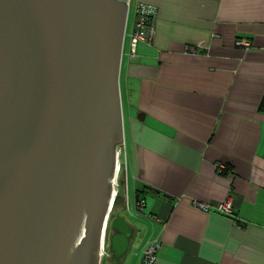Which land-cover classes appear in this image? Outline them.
<instances>
[{
	"label": "crops",
	"instance_id": "crops-1",
	"mask_svg": "<svg viewBox=\"0 0 264 264\" xmlns=\"http://www.w3.org/2000/svg\"><path fill=\"white\" fill-rule=\"evenodd\" d=\"M123 1L120 214L131 234L118 264H144L153 242L154 264H264V0ZM140 6L155 36L133 57ZM228 199L233 216L216 210Z\"/></svg>",
	"mask_w": 264,
	"mask_h": 264
},
{
	"label": "water",
	"instance_id": "water-1",
	"mask_svg": "<svg viewBox=\"0 0 264 264\" xmlns=\"http://www.w3.org/2000/svg\"><path fill=\"white\" fill-rule=\"evenodd\" d=\"M123 0H0V264H102L130 230L113 203L124 144ZM113 204V205H112Z\"/></svg>",
	"mask_w": 264,
	"mask_h": 264
},
{
	"label": "built area",
	"instance_id": "built-area-1",
	"mask_svg": "<svg viewBox=\"0 0 264 264\" xmlns=\"http://www.w3.org/2000/svg\"><path fill=\"white\" fill-rule=\"evenodd\" d=\"M130 4V2H129ZM153 15L154 12L148 6H140L137 11V19L135 23V30L131 37V53L132 56H136V51L138 44L141 42L151 43L155 36V27L153 24ZM238 45L249 46V42L246 40H242L238 42ZM121 157V154H120ZM120 163V168L118 170L116 181L118 183V178L122 174V163ZM223 169V167H221ZM117 195L119 193V183L117 184ZM139 207H143V202H139ZM197 207L204 211H209L211 208L205 204H197ZM217 211L228 215H234V207L233 203L230 199L226 200L224 203L220 204ZM159 248V243L153 242L151 243L144 252V264H154L157 260V251Z\"/></svg>",
	"mask_w": 264,
	"mask_h": 264
},
{
	"label": "flooded vegetation",
	"instance_id": "flooded-vegetation-1",
	"mask_svg": "<svg viewBox=\"0 0 264 264\" xmlns=\"http://www.w3.org/2000/svg\"><path fill=\"white\" fill-rule=\"evenodd\" d=\"M119 177H120V176H119ZM118 182H119V193H118V194L121 195L120 188H121L122 180H121L120 178H118ZM111 235H112V233H110V234L108 233V234H107V241H106V242H107L108 244H106L107 246L105 245V252L108 251V254H107V252H106L107 255L105 254V256H103V259H104L105 257L110 258V261H112V264H115V261H113V256H114V254H113V253L111 252V250H110V247H109V241H108ZM106 249H107V250H106ZM107 258H106V259H107ZM103 259H102V262L104 261ZM103 263H104V262H103ZM103 263H102V264H103Z\"/></svg>",
	"mask_w": 264,
	"mask_h": 264
},
{
	"label": "rangeland",
	"instance_id": "rangeland-1",
	"mask_svg": "<svg viewBox=\"0 0 264 264\" xmlns=\"http://www.w3.org/2000/svg\"><path fill=\"white\" fill-rule=\"evenodd\" d=\"M126 2L129 3V1H126ZM123 93H124V91H122V89H121V94H123ZM122 103H123V102H122ZM124 111H125V110H124ZM123 120H124V112H123ZM123 145H124V144H121V145L118 146V148H117L118 153L121 154V157H120V159H119L120 162H121L122 159H123V158H122ZM119 168H120V167H119ZM123 172H124V170L122 169V173H123ZM122 175H123V174L120 175V177H119L120 179H122ZM118 183H119V182H118ZM115 187H116V184H115ZM117 189H118V188H117ZM128 196H129V192H128ZM106 244H108V243L106 242ZM106 246H107V245H106ZM106 250H107V249H106ZM106 252H107V254H108V251H106ZM106 252H104V256H105ZM107 254H106V255H107ZM106 258H107V257H105V258L103 259V260H104V261H103L104 263H103V262H102V263H103V264H112V261H110V258H107V259H106Z\"/></svg>",
	"mask_w": 264,
	"mask_h": 264
},
{
	"label": "bare ground",
	"instance_id": "bare-ground-1",
	"mask_svg": "<svg viewBox=\"0 0 264 264\" xmlns=\"http://www.w3.org/2000/svg\"><path fill=\"white\" fill-rule=\"evenodd\" d=\"M119 159H120V154L118 153V165H117V173H118V170H119V167H120V163H119ZM117 176V174H116ZM117 196V187H115V190H114V193H113V203H114V200H115V197ZM113 205V204H112ZM101 255H103L104 253V250L101 251Z\"/></svg>",
	"mask_w": 264,
	"mask_h": 264
},
{
	"label": "trees",
	"instance_id": "trees-1",
	"mask_svg": "<svg viewBox=\"0 0 264 264\" xmlns=\"http://www.w3.org/2000/svg\"><path fill=\"white\" fill-rule=\"evenodd\" d=\"M159 195H161L159 192H157ZM164 198H168V196H165V195H162ZM124 207V204H122V205H120V206H118V207H116V209L114 210V212H113V215H112V218L117 214V213H120V211H121V209ZM111 232L109 231V234H110ZM109 241V240H108Z\"/></svg>",
	"mask_w": 264,
	"mask_h": 264
}]
</instances>
